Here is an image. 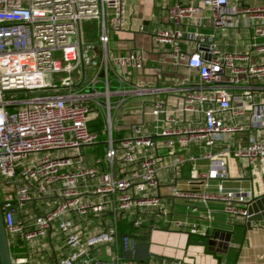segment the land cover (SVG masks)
Listing matches in <instances>:
<instances>
[{"label": "built area", "instance_id": "obj_1", "mask_svg": "<svg viewBox=\"0 0 264 264\" xmlns=\"http://www.w3.org/2000/svg\"><path fill=\"white\" fill-rule=\"evenodd\" d=\"M125 2L0 0V210L9 253L22 247L49 258L32 264H168L124 258L111 246L108 259L90 253L103 244L132 249L135 238L118 231L120 221L130 229L161 223L207 241L215 230L231 233L234 222L248 216L251 192L225 189L222 180L227 155L249 169L264 161V98L254 97L264 85V59L249 62L248 51H223L213 32L182 25L203 6L213 29L235 25L239 13L264 21V3L171 0L168 25L153 29L150 38L173 77L152 86L132 78L144 66L145 50L116 52L108 44L121 28ZM82 19L96 21L94 40L83 39ZM191 41V50L183 48ZM257 48L264 50V41ZM179 65L186 71L178 75ZM52 72L62 73L58 84ZM158 91L179 100L174 106L153 100L146 110L141 104L139 121L124 120L127 97ZM91 104L100 109L102 140L87 125ZM144 114L153 118L150 130ZM95 143H102L101 154L87 155L84 147ZM199 157L206 161L200 172ZM184 164L189 174L182 188L176 177ZM164 170L173 175L166 193L185 203L182 218L159 195ZM37 200H44L40 213ZM218 217L226 219L223 228H210ZM10 257L11 264L29 262L28 255Z\"/></svg>", "mask_w": 264, "mask_h": 264}, {"label": "crops", "instance_id": "obj_2", "mask_svg": "<svg viewBox=\"0 0 264 264\" xmlns=\"http://www.w3.org/2000/svg\"><path fill=\"white\" fill-rule=\"evenodd\" d=\"M182 2H198L199 0H180ZM237 0H228L229 4ZM245 4H262L264 0H238ZM171 0H126L123 22L121 28L117 32H111L108 41L111 51L124 52L128 48H141L145 50L144 66L141 71L133 74V79H141L143 82L156 86L162 84L166 78L173 77L171 74L172 68L168 59L159 53L151 38L150 33L153 29L166 26V5ZM210 13L208 7H201L198 14L191 19V21L184 22L182 27L186 30H198L202 33L213 32V39L223 51H231L241 53L248 51L249 62H256L264 59V50H258L257 46L264 41V21L256 17H250L244 13H239L236 18L235 25H225L213 29L206 20V16ZM145 21V23H144ZM196 21H198L196 23ZM140 25L146 26L147 29H139ZM262 28L263 34H256V30ZM194 43L191 41L187 45H183L186 50H191ZM206 53H204L205 55ZM163 60V64L161 60ZM163 57V59H162ZM243 63L242 60H239ZM156 66L160 71H156ZM186 71L183 65L177 67V74H182ZM190 74L193 78L196 77L195 71L191 70ZM254 97L257 99L264 98V85L257 87L254 91ZM153 100L165 102L167 105H173L179 98L173 94L165 92H154L142 95H132L127 97L125 102L126 114L124 120L139 121L140 111L139 106L142 104L143 109H148ZM174 106V105H173ZM145 116H150L146 119ZM143 120L145 121V129H152L153 118L150 114H144ZM246 134V133H245ZM264 136V131L261 132ZM242 136V135H241ZM236 134H231L228 139L234 142ZM226 164L228 169V176L222 180V186L225 189H240L249 190L253 197H257L264 193V161L256 163L251 169L249 167H240V161L227 155ZM199 172L205 169V159L199 157ZM173 175L170 171H162L159 176V195L164 199L172 198L167 193H161L162 187L169 180L173 181ZM185 177L181 173L177 174L176 183L183 181L185 185ZM182 183V182H181ZM180 186V185H179ZM173 199V198H172ZM108 220V217H105ZM226 221L225 218L218 217L211 223L210 228L222 229L220 226ZM152 224L153 221H148ZM155 224V222H153ZM119 232H125L135 238V242L144 240L148 236V255L145 261L158 262L162 261L168 264H218L220 260H224L225 264H264V213L259 221H251L250 227L247 228L243 220L234 222L233 230L230 233L231 246L226 248L217 249L216 243L214 248L209 250L207 241L202 237L187 235L174 229H164L159 226L148 228L149 226H142L135 231L123 221L117 224ZM121 228V230H119ZM126 228L127 230H122ZM111 246V247H109ZM122 255V251L118 245L103 244L95 249L97 252L102 253V257L109 258L110 251ZM30 251L18 247L11 249V256L14 255H28L29 262H45L49 258L44 253H29Z\"/></svg>", "mask_w": 264, "mask_h": 264}, {"label": "rangeland", "instance_id": "obj_3", "mask_svg": "<svg viewBox=\"0 0 264 264\" xmlns=\"http://www.w3.org/2000/svg\"><path fill=\"white\" fill-rule=\"evenodd\" d=\"M80 28H81V33H82V37L83 39L86 40H94L96 35H97V27H96V21L94 19H82L80 21ZM69 39H72L73 36L69 35L68 36ZM57 54V52H56ZM52 82H55L56 84H58L59 81V76H62V73H53L52 72ZM97 87H99V84H97ZM33 93V92H31ZM30 93V94H31ZM90 113H89V120L87 121V125L88 128L90 130H94L96 132L99 133V136L102 135L101 130H102V126H103V121L100 115V109L98 108V106H96L95 104H91L90 105ZM119 116V111H116L113 114V125L116 124V117ZM146 119H150V116H145ZM124 132V130L121 131V134ZM114 137L116 136V131H113ZM103 137V136H102ZM102 137H99L98 140H102ZM101 144L102 143H95L92 145H87L84 147V150L86 152L87 155L90 154H94V155H99L101 154ZM197 163H199V161H197ZM198 170H199V166L197 165ZM181 174L182 176H188L189 174V168L187 166V164H184L181 168ZM179 185L184 188L183 185V181H179ZM182 182V183H181ZM161 193H166V187H162L161 189ZM1 195V194H0ZM166 202L170 205V207H172V213L174 214V217L177 218H182V215H184L186 213V207H185V203L180 200V199H172V198H167ZM44 200H37V202L35 203V207H36V212L40 213L42 212V209L44 208ZM26 207H31V203L27 204ZM124 220L125 218L129 217L127 213H124ZM148 224H143L142 226H147ZM141 226V227H142ZM160 228H162L163 226L161 225V223H159L158 225ZM132 231H135L136 229L131 228ZM54 233V231H53ZM55 237L53 238V243L55 244V246H59L61 244V241L58 238V235H54ZM102 245H99L98 247H100ZM91 256L92 257H98V258H104L107 259L106 257H102V253L97 252L95 249L93 251H91Z\"/></svg>", "mask_w": 264, "mask_h": 264}, {"label": "water", "instance_id": "obj_4", "mask_svg": "<svg viewBox=\"0 0 264 264\" xmlns=\"http://www.w3.org/2000/svg\"><path fill=\"white\" fill-rule=\"evenodd\" d=\"M145 23V21H144ZM145 29L146 26L144 25ZM201 48L206 49L207 43H202ZM208 56V53L205 54ZM1 202V201H0ZM247 208V218L244 224L247 228L250 227L251 221H259L264 213V193L257 197H252L249 201H246ZM230 233L223 230H215L212 233V239L207 241L209 250L214 248V243H216L217 249L226 248L231 246L230 243ZM148 255V236L144 240L137 241L133 244L132 249H127L122 251V256L124 258H130L135 260L145 261ZM0 264H11V257L9 253V248L6 240V235L2 223L1 210H0Z\"/></svg>", "mask_w": 264, "mask_h": 264}, {"label": "trees", "instance_id": "obj_5", "mask_svg": "<svg viewBox=\"0 0 264 264\" xmlns=\"http://www.w3.org/2000/svg\"><path fill=\"white\" fill-rule=\"evenodd\" d=\"M99 137H102V135H100ZM119 230H121V228H119ZM122 230H127L126 228H123ZM11 250V249H10Z\"/></svg>", "mask_w": 264, "mask_h": 264}]
</instances>
